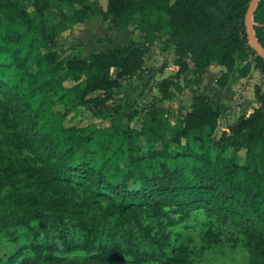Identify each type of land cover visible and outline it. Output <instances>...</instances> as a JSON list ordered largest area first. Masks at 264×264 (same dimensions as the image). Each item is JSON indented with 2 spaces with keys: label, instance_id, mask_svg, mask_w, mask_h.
I'll list each match as a JSON object with an SVG mask.
<instances>
[{
  "label": "trees",
  "instance_id": "1",
  "mask_svg": "<svg viewBox=\"0 0 264 264\" xmlns=\"http://www.w3.org/2000/svg\"><path fill=\"white\" fill-rule=\"evenodd\" d=\"M35 1L68 11L47 22L42 7L32 16L0 0V264H190L188 246L169 244L163 228L207 213L235 225L255 264H264V108L241 114L219 142L220 109L191 86L213 65L229 70L236 55L264 72L245 31L249 0H106L105 8L95 0ZM91 14L116 30L132 24L150 40L86 56L63 47L62 31ZM253 29L264 48V0ZM158 39L174 47L176 71L140 111L122 112L113 89L120 77L140 74L143 52ZM223 73L218 85L227 83ZM186 87L187 108L174 114L158 104ZM75 108L104 124L65 125ZM134 228L154 247L138 248Z\"/></svg>",
  "mask_w": 264,
  "mask_h": 264
},
{
  "label": "rangeland",
  "instance_id": "2",
  "mask_svg": "<svg viewBox=\"0 0 264 264\" xmlns=\"http://www.w3.org/2000/svg\"><path fill=\"white\" fill-rule=\"evenodd\" d=\"M1 1L5 2L10 7H25L32 16L38 14L40 11V7H42L41 14L47 22H54L57 19H61L60 12L68 11L67 7L61 2H59L58 5L51 4L48 6H44V4L42 5L41 2H36L35 0ZM34 1L36 2V4L34 3ZM95 1L99 6L105 8L106 0ZM37 8H39V11L37 10ZM82 21H86L88 24L80 25L79 21L68 25L66 29L63 30L64 41L62 40L61 44L63 45V47L74 51L78 55L86 56V54H89V52L95 50L98 47V45L94 43L95 38L98 42L107 40V35L104 31V28L111 27V29H114V27L111 26V23H109V21H103L101 15L99 14H91ZM99 22H102L103 26L100 25ZM131 23L134 24L135 21ZM90 28H93L94 30L92 32H89ZM124 29H127L126 32L127 35L129 34V36L125 37L123 40L120 39L122 43L119 44L137 42V45L139 46V48H141L150 40V37L145 36L142 31L133 30L132 24ZM162 31V27H159L158 32L162 33ZM89 35H91L90 38H88ZM163 42L159 39L153 40L150 46H152V44H155L156 46H159L161 48L162 44L166 46V43ZM166 54V58H168L171 63L161 72V74L166 76L170 72V75H173L177 68L176 66H173V58L175 57L174 47L170 51L167 50ZM157 58L158 57L155 54L154 56L150 57L149 63H145V65L143 64L144 68H147V71L144 70L145 76H143V78L140 77L138 78L139 80H135V78H133L134 82H125L126 80H128V77L123 76L120 79L118 86L114 87V100H118L122 102V104L124 103L120 107V110L122 112H126L135 108L140 111L142 106L157 98V96L160 94V90L156 83L159 82L163 76L160 75V72L158 73L157 70L164 57L161 60H158ZM146 64H148L147 67ZM253 64L254 62L251 56L243 55H236L234 57L232 67L229 70H227L224 65L217 64L219 66H222L219 76L222 74V72L225 73V75L221 76L220 80L225 79L227 83H233L234 89H236L234 96L225 95V99H213L209 93H205L207 89L206 86L208 85L207 83L210 78L206 74L207 69L205 70L204 74L203 72L199 73L200 77V74L203 75V79L201 78L202 80H193V82L191 83L192 88H194L193 90H195L197 93L207 94L210 96L213 105H217L219 107L220 114L231 113V117L229 118V120L225 118L217 121V137L221 135L224 136L222 131H226L227 129H222V127H228L229 124H231L241 114L245 112L249 113L253 110L254 107L259 105H262V107L264 108V98L262 97V93H264V72H259V70L258 72H256ZM117 71L118 68L116 67L110 68V73L112 76H115ZM192 78H194V76H192ZM204 79L206 80V83H203ZM71 83V80L65 81L66 85H69ZM256 85L259 86V90L256 96H254V86ZM238 90H241V92L245 93L246 97H249L250 95V97H253V100L242 109H240L239 113L236 115L235 113L239 109L237 107V104L240 100L239 96L237 95L239 92ZM175 98L171 99L169 102H162L161 104L166 105L161 106L167 108L174 114L189 106V104L186 106H181L178 99L176 100ZM142 116V112H139L130 121V124L134 129L139 127V121ZM93 121L98 122V124H104V122L100 119L94 118L87 110L75 108L70 111L64 123L65 125L74 124L77 126H88ZM217 140L221 142L222 138L219 137L217 138ZM135 141L143 148L147 146V143L143 137L136 135ZM228 150L229 149H227L226 151ZM243 158L244 151L239 150L236 153L237 162L241 164ZM184 220L187 221L190 219L185 217ZM147 221H149V219H147ZM152 222L153 221H150L151 224ZM209 228L216 230L217 233L214 235L206 234V231ZM163 230L165 233H169L167 236L169 244L178 243L179 241L182 244L188 246L189 256L194 260L190 264H195V262H198L199 264H255L253 254L248 250L242 232L232 223L222 222L218 220L213 214L208 215L207 213L206 215L201 216V220L199 223L177 222L173 224H167L163 228ZM131 233L132 239L138 248L151 249L154 247V244L150 243L148 239L142 237L137 229H132Z\"/></svg>",
  "mask_w": 264,
  "mask_h": 264
},
{
  "label": "crops",
  "instance_id": "3",
  "mask_svg": "<svg viewBox=\"0 0 264 264\" xmlns=\"http://www.w3.org/2000/svg\"><path fill=\"white\" fill-rule=\"evenodd\" d=\"M79 23H80V25L81 24H88L86 21H80ZM99 24L102 25V22H99ZM93 30H94L93 28H90L89 29V32L90 31L92 32ZM104 31H105V33L107 35L106 36L107 37V40H105V41H99L98 42L97 39L95 38L94 39V43L96 45H98V47L97 48L95 47L96 49L93 50V51H105V50H107L108 48H110L112 46H115V45H117L119 43H122V41H120V39L123 40L125 37H128L129 36V34L127 35V32H126L127 29L116 30V29H111V27H106V28H104ZM62 33H63V31H62ZM91 35H89L88 38H90ZM171 49H173V46H171V45H168L165 48L164 47H161L160 48L159 46H156L155 44H152V46H150L148 48V50L143 53L144 65H145V63H149L150 57L151 56H154L155 54L158 57L157 58L158 60H161L164 57V59L162 60V63L160 64V66L158 67V70H157L158 73L160 72L159 73L160 75L164 76L163 74H161V72L165 68H167L168 65L171 63L168 60V58H166V55H167L166 54V51L167 50L170 51ZM144 65H143V67L140 70H138L140 74H137V71L136 72H133L131 75L126 76V77H128V80H126V81H128V82H134L133 81V78H135V80H139L138 78H140V77L143 78V76H145L144 70L147 71V68H144ZM147 65L148 64H146V67H147ZM221 68H222V66L216 65V66H213V67L207 69V71H206V74L210 78L208 80V83H207L208 85L206 86L207 89H206L205 93H209L212 96L213 99H218V98L225 99V95H232V96H234L235 95V92H236V89H234L233 83H231V82H228L225 85H218L215 82L216 77L219 76V74L221 73ZM255 70H256V72H258V69L257 68H255ZM121 78L122 77L119 78V81H120ZM242 78H244V77H242ZM203 83H206V80L205 79L203 80ZM237 95L239 96V99L240 100H239V103L237 104V107L239 109L236 111V113H235L236 115L239 113L240 109H242L244 106H246L247 104H249L253 100V97H250V95H249V97L248 96L246 97L245 93L241 92V90L238 92ZM176 96H178V97H176ZM251 96H252V93H251ZM191 97H192V91L189 88L186 87V88L182 89L181 91L175 93L171 97L162 99L158 103L160 105H166V104H161V103L162 102H169L171 99L175 98L176 100L178 99V101H179V103H180L181 106L182 105L186 106V105H188L190 103ZM230 117H231V113L230 114H223V113H221L220 116L218 117V121L221 120V119H225V118L229 120ZM222 129H228V127L227 126L226 127H222Z\"/></svg>",
  "mask_w": 264,
  "mask_h": 264
},
{
  "label": "water",
  "instance_id": "4",
  "mask_svg": "<svg viewBox=\"0 0 264 264\" xmlns=\"http://www.w3.org/2000/svg\"><path fill=\"white\" fill-rule=\"evenodd\" d=\"M258 1L259 0H249L244 14V25L248 42L256 51V53L264 59V48L259 43L258 38L256 37L253 29V13Z\"/></svg>",
  "mask_w": 264,
  "mask_h": 264
}]
</instances>
